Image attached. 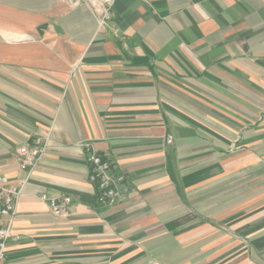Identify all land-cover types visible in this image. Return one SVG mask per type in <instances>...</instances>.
I'll return each mask as SVG.
<instances>
[{
	"label": "crops",
	"instance_id": "crops-1",
	"mask_svg": "<svg viewBox=\"0 0 264 264\" xmlns=\"http://www.w3.org/2000/svg\"><path fill=\"white\" fill-rule=\"evenodd\" d=\"M83 143L120 203H98ZM0 172L26 179L3 264H264V0H114L104 26L0 0Z\"/></svg>",
	"mask_w": 264,
	"mask_h": 264
},
{
	"label": "built area",
	"instance_id": "built-area-1",
	"mask_svg": "<svg viewBox=\"0 0 264 264\" xmlns=\"http://www.w3.org/2000/svg\"><path fill=\"white\" fill-rule=\"evenodd\" d=\"M72 7L87 5L98 17L100 26H104L112 16L114 0H65ZM166 141H172L167 136ZM86 152L85 160L90 168L89 180L97 189L96 199L105 206H114L123 201L122 185L124 176L114 175L110 163L93 150L89 143L81 144ZM44 145L37 139L31 145L21 146L17 150V162L22 169L31 168L44 152ZM26 179L12 182L5 174L0 172V264H3L5 247L13 236L12 222L16 215V205L22 195ZM71 198L65 196L62 200L55 198L49 200L53 214L60 216L66 214V206Z\"/></svg>",
	"mask_w": 264,
	"mask_h": 264
}]
</instances>
